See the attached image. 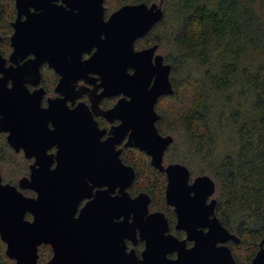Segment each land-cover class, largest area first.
<instances>
[{
	"label": "water",
	"instance_id": "water-1",
	"mask_svg": "<svg viewBox=\"0 0 264 264\" xmlns=\"http://www.w3.org/2000/svg\"><path fill=\"white\" fill-rule=\"evenodd\" d=\"M102 2L15 0L17 18L12 23L13 52L9 62L16 66L6 67L0 54V133H7V142L16 152L21 147L25 157L34 155L35 161L42 164L46 162L43 154L47 146H56L57 165L52 170L49 165L31 166L29 178H21L18 187L3 184L0 176V240L5 245L6 258L13 264H39L38 247L49 244L47 264H113L108 263L114 257L110 253V233L113 239L117 234L131 239L137 228L139 239L145 242L139 253L140 264H232L233 258L223 244L230 240L236 243L237 239L213 216L214 201L205 204L214 190L211 179L200 175L189 185L185 166L172 162L162 167V154L172 138L160 136L154 128L158 119L154 105L156 98L172 92L170 65L155 53V44L138 51L132 47L161 20V9L154 3L124 4L102 20ZM21 16L25 19L21 20ZM91 49L94 51L90 56L80 61L81 54H89ZM29 54L33 58L17 64ZM43 61L60 76V89L72 79L90 73L99 79V97L122 95L107 113L120 121L112 138L98 141L102 131H96L82 105L68 110L63 101L53 99L45 109L39 108V93L30 94L24 84L30 77L37 84V68ZM127 132L124 146L145 153L150 166L164 172L163 197L173 208L174 227L183 230L185 238L193 242L188 249L184 241L165 235L167 225L162 212H147L150 200L146 193L129 198L125 192L134 173L116 158L117 151L113 154L111 150L112 143ZM95 173L107 179V190L102 195L117 185L119 195L106 197V201L98 193L96 201L84 206L72 219L77 200L91 187L84 189L83 181ZM21 189L34 191L35 198L25 197ZM100 202L105 204L101 206ZM116 210L122 213L123 220L113 225L110 219L116 218ZM26 213L33 217L32 221L25 220ZM202 227L207 228L205 233ZM263 245L264 238L258 242L251 264H264ZM121 249L124 264H134L132 251L125 253L124 245ZM172 252L176 257L169 261L166 255Z\"/></svg>",
	"mask_w": 264,
	"mask_h": 264
},
{
	"label": "trees",
	"instance_id": "trees-1",
	"mask_svg": "<svg viewBox=\"0 0 264 264\" xmlns=\"http://www.w3.org/2000/svg\"><path fill=\"white\" fill-rule=\"evenodd\" d=\"M13 1L0 0V23L5 29L0 27V35L5 47L11 34L8 22L15 12ZM155 1L103 0L101 5L108 6L109 12L124 4ZM159 1L162 7L155 5L161 9V20L136 41L159 48L165 40L174 50L160 55L170 65L172 92L156 98L154 107L158 115L154 128L160 136L172 138L162 156L175 148L173 139L179 133L189 155L212 166L210 174L200 169L199 175L211 177L219 186L221 198L215 207L219 223L238 237L237 247L249 257L264 237V0ZM168 12H172L170 17ZM168 26L172 34L167 33ZM197 67L199 74L191 73ZM221 139L227 144L225 152L215 150ZM2 145L8 146L5 141ZM175 153L172 162L188 165L187 159ZM139 154L140 163L124 157V163L136 172L133 185L140 184L138 191L162 201L165 210L164 178ZM13 263L0 240V264Z\"/></svg>",
	"mask_w": 264,
	"mask_h": 264
},
{
	"label": "flooded vegetation",
	"instance_id": "flooded-vegetation-1",
	"mask_svg": "<svg viewBox=\"0 0 264 264\" xmlns=\"http://www.w3.org/2000/svg\"><path fill=\"white\" fill-rule=\"evenodd\" d=\"M55 3H57V5H59L58 1H56ZM13 10L15 11L13 19L10 22H8V24L10 25V28H11V34L8 35V37H7L8 38V46L5 47L4 44L3 45L1 44L3 38H1V35H0V54L6 60V63H4V65L6 67H9V66L15 67L16 66V65L11 64L9 62V57H10L11 53L13 52L12 51L13 48L11 47V43H10V36L13 34V31H14L13 27H12V23L17 18V10L15 9V0L13 1ZM112 11H115V10H113V9L110 10V12H112ZM110 12H106V10L103 6V18H102V20H105L108 17V15L110 14ZM20 19L24 20L25 16H21ZM137 40H139V39H137ZM135 45H137V41H135L134 45H132V47L135 51H138L142 48L145 49V48L150 47V45H148V46L139 45V47H136ZM3 48H5L6 50L5 51L2 50ZM93 51H94V49H91L89 54H87L85 52L82 53L81 57H80V61H83V60H85V58H88ZM155 53H156V50H155ZM29 58H33V55L29 54L23 61L17 62V64L20 65V64H22V62L29 60ZM37 71H38L37 84L34 83L36 79H34L33 77H30L31 80H29V78H27V80H29V81L27 83H25L24 86L27 89L26 91L29 92L30 94L35 92V91L39 93V98H38L39 108L45 109V107H47L46 103H48V101L53 100V99H60L61 101H63L62 102L63 107H66L68 110H73L74 107H77L78 105H82L84 110L89 113V117H91V120L94 122V124L97 128L96 131H98V132L102 131L100 133L98 141L102 142V141H106L109 138H112V136L114 135V133L116 131L115 128H116V126H118L120 124V121L117 119L116 116L115 117L107 116L108 115L107 113L114 107V104H115L114 102L122 98L121 94H119V95L115 94L114 96L112 95L109 97H102V96L99 97L102 89H100V87H99L98 77L95 76L94 74L85 73L84 78H78L76 80L72 79L71 81L68 82V84L66 85V88L60 89L59 88L60 76L53 70V68L49 67L45 61L40 63V65L37 68ZM128 71L131 72L129 69H128ZM0 76H1V74H0ZM8 87H11L10 81L8 82ZM154 107H155V105H154ZM154 111H155V109H154ZM46 126L48 127V129H51L50 123L47 122ZM0 134L5 135V141L8 145L6 148H8L9 151H12L14 154L22 153L24 160L27 162L26 166L28 169V173H26L25 175H22L20 177V179L21 178H24V179L29 178V176H30L29 173L31 172V169H30L31 166H34V165L48 166L49 165L48 168L50 170H52L57 165L56 160H54V158L56 156V151H57L56 146H54V145L47 146V148L43 154L44 160L46 162H43V164H42L40 162L35 161L36 157L34 155H33V157H30V158L25 157V152H24L23 148H21V147H20L19 151L16 152L13 148L10 147V145L7 142V138H6L7 133L5 132V133H0ZM116 135L118 137V133ZM127 135H128V132L122 137L121 140H119V141L117 140L115 143H112L111 153L114 154L117 151L116 158L119 159L121 164L130 167L134 173V178L132 179L130 186L127 189H125V192L130 196L129 198H132V197H135L139 193H146L147 194V192L146 191L145 192L138 191L134 188L133 182L135 179L136 172L134 171V168L131 164L128 165V164L124 163V161H125L124 155L127 152H129L130 150H132V151H135L138 153H142L143 156H145V157H147V156L145 153L139 151L136 148H133L132 146H130V147L124 146V142H126ZM28 153H29V151H28ZM147 161L149 164V157H147ZM166 165H168V164H163V157H162V167L164 168V167H166ZM149 166H150V164H149ZM150 167H151V169L155 170L156 172L161 173L162 177L164 178V181H163V184H164L163 195H164V189H165V185H166V183H165L166 176H165L163 171L156 170L152 166H150ZM185 169H187V168H185ZM187 170H188V178L186 180V183L189 185L192 184V180H194V178L202 175V174H200V175L192 177L190 172H189V169H187ZM0 174H1V170H0ZM92 177L89 174L88 177H86L83 181L84 189H86L90 186L91 187H90L89 191H86L87 195H85L84 197H81L77 200V203L74 207V213H72V219L77 218V216H78L77 213L80 212V210L84 206H86V205L88 206V204L91 201H96L95 199L97 198L98 193H100L102 195V192L105 189L107 190V186H105V184H104V183H107V179L105 177L100 178L98 176V173H95V175H93ZM20 179L17 180L18 182L16 184H12L8 181L3 182V179L1 177L3 184L10 183L11 185H14L16 187H18V183H19ZM211 181H212V179H211ZM213 184H214L213 193L210 194L209 197L206 198L205 204L208 205L210 203V201H214V206L212 208L213 209L212 212H213V216L217 218V215L215 213V207L217 206L218 201H217V198L213 197V194L215 191V183L213 182ZM110 190L111 191L108 194L106 192L103 193L104 195H102V197H103L102 200H104L106 197H108V198L118 197V195H119V192H118L119 186L118 185L110 188ZM20 191L24 194L25 197H28V198H35V196H36V193L30 189H21ZM163 195H162V197H163ZM147 197L150 200L149 204H147V212H149V213L162 212V214L166 220L167 232L165 233V235H171L173 238H176L177 241H184V247L186 249H188L190 246H192L193 242L191 240H187L185 238L186 233L183 230H177V228L174 227L175 214L172 211L173 208L168 206L165 203L164 197H163V203H164L165 208H166L165 210L161 209L162 208V201L158 200L159 204H157L155 202V199L151 198L149 194H147ZM153 203L157 204L158 207L157 206H156V208L152 207ZM99 204L102 206L105 203L100 202ZM101 206H100V208H101ZM116 213H117L116 218L112 217L110 219L111 224H113V223L118 224L119 221L122 222V220H123L122 213H120L119 210H118V212L116 210ZM23 217L25 218L26 221H32V219H33V217L29 213L24 214ZM209 218H211V216H209ZM217 220H218L217 222L219 223L218 218H217ZM129 222H130V219H129ZM220 225L222 226L221 223H220ZM222 227L229 234H231L232 236H234L237 239L236 243L233 242L232 240H230V241H227L223 244V246H226L228 248V250H229V252L233 258L232 264H251L250 261H252L256 252L258 251V243L256 244V247H255L256 250L253 252V254L251 256L248 257V252L246 250L241 251L239 249V247H237L238 243H239L238 237L235 236L231 231H228L224 226H222ZM116 229H117V227H116ZM201 231H203L205 233L207 231V228L202 227ZM110 234H111V239H110V241H111V244H110L111 252L110 253L114 257L111 260L108 259V263L113 262V264H124V260L122 258L123 249H121V246L124 245L125 253L132 251V254L135 255L134 264H140L141 256L139 253L143 251L145 242H144V240L139 239L138 229L134 228L133 237L131 239H124L123 237L120 236L121 234L119 235L120 238L117 234L115 239H113L114 238L112 235L113 233H110ZM261 239H259V241ZM43 247L49 248V252L51 255V248H50L49 244H43V245L39 246L38 250H39V248H43ZM234 248L237 251H240L242 253L243 259L237 258V254H236V252H234L235 251ZM261 249H263V251H264V245L261 247ZM38 254H39V251H38ZM50 255H49V257H50ZM175 257H176V252H172V253L166 255V258L169 261H173L175 259ZM49 260H50V258H49ZM48 261L46 262V264L48 263ZM38 262H39V258H38ZM39 264H40V262H39ZM152 264H156V263L154 262Z\"/></svg>",
	"mask_w": 264,
	"mask_h": 264
},
{
	"label": "rangeland",
	"instance_id": "rangeland-1",
	"mask_svg": "<svg viewBox=\"0 0 264 264\" xmlns=\"http://www.w3.org/2000/svg\"><path fill=\"white\" fill-rule=\"evenodd\" d=\"M161 2L162 1L157 0V1L154 2V4H157V5L160 4L159 6H161ZM108 4H109V2H108ZM105 8H109V7L107 6ZM106 10H108V9H106ZM110 10H109V12H110ZM171 13L172 12H168V16L169 17H170L169 14H171ZM169 23H171V22H169ZM0 27L2 28V30L5 31L4 26H3L2 23H0ZM171 29H173V28H171ZM171 29L168 26V29H166L167 33L172 34ZM137 45H139V44H137ZM137 45H136V47H138ZM159 45L160 46H159V48H157L156 54L161 55L162 57L165 54L169 53V52L170 53L174 52L173 47L169 44V41L166 42L164 40V42L160 43ZM2 50L5 51L6 49L3 48ZM198 69H199L198 67L195 68V69H192L191 73H193L195 75H198L199 74ZM182 71H183V69H182ZM182 71H180L181 75L183 74ZM163 105H164V103H163ZM3 141H5V135L0 134V170H1L0 176L3 179V182H7V181L11 180L13 184H16L17 180L20 179V177L22 175H25L26 173H28V169H27V166H26L27 162L24 160L22 153L14 154L12 151H9L8 148H2V146H3L2 142ZM173 142H175V148L172 147V148H174V150L171 148L169 150V152H168L169 154L165 153L163 155V164L172 163V159H173L172 156H174L173 154L175 153V150H176L177 151L175 153L176 155L180 156L183 160H185V159L188 160L187 161L188 165H186L185 167L189 169V171L191 172L190 174H191L192 177L199 175L200 169H204L206 171V173H204V174H206V175L210 174L209 172H211V167L212 166H208V164L203 163L196 156L189 155V153H190L189 152V148L187 147L186 142H184V138H183V136L181 134L177 133V137H176V139H173ZM5 143H6V141H5ZM226 145L227 144H225V141L221 139V142L220 143L218 142L216 144L215 150L217 152L218 151H224L225 152V150H227V146ZM139 156H140V154L138 152H135V151H132V150H130L129 152H127L124 155L126 160H128V161L133 160L134 163H140L141 162V157H139ZM142 169H143L142 166H138L137 170L139 171L141 176L144 175V171H142ZM209 178H211V177H209ZM214 183H215V191H214L213 197L217 198L218 200H220V198H221V195H220L221 190L219 189V186L216 187V182L215 181H214ZM134 185H135L134 188L136 190H139L141 185L138 184V183H135ZM154 199H155V202L157 204H159L158 200L156 198H154ZM157 204L153 203L152 207H154V208H156V206L158 207ZM38 251H39L38 258H39L40 264H46V262L50 258L49 257V255H50L49 248H46V247L39 248ZM234 252H236L238 259H243V255H242V253L240 251H237L235 249Z\"/></svg>",
	"mask_w": 264,
	"mask_h": 264
}]
</instances>
